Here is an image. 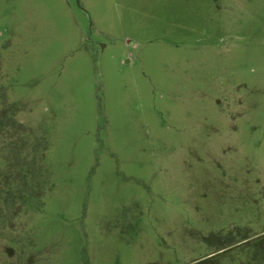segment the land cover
Here are the masks:
<instances>
[{"label": "rangeland", "instance_id": "374dc122", "mask_svg": "<svg viewBox=\"0 0 264 264\" xmlns=\"http://www.w3.org/2000/svg\"><path fill=\"white\" fill-rule=\"evenodd\" d=\"M0 264H264V0H0Z\"/></svg>", "mask_w": 264, "mask_h": 264}]
</instances>
